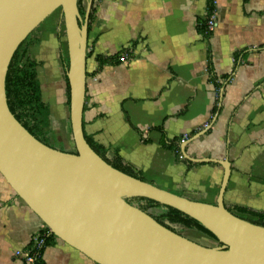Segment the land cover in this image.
Masks as SVG:
<instances>
[{
	"label": "crops",
	"instance_id": "obj_1",
	"mask_svg": "<svg viewBox=\"0 0 264 264\" xmlns=\"http://www.w3.org/2000/svg\"><path fill=\"white\" fill-rule=\"evenodd\" d=\"M209 1L93 2L84 133L145 181L209 204L224 176L215 161H229L226 206L264 211V0H212L207 34ZM62 33L61 22L40 27L29 52L54 143L70 144ZM185 135L188 156L208 161L176 158L169 144ZM44 226L0 173V264H22L16 251ZM42 261L96 264L58 239Z\"/></svg>",
	"mask_w": 264,
	"mask_h": 264
},
{
	"label": "water",
	"instance_id": "obj_2",
	"mask_svg": "<svg viewBox=\"0 0 264 264\" xmlns=\"http://www.w3.org/2000/svg\"><path fill=\"white\" fill-rule=\"evenodd\" d=\"M79 0H0V173L58 240L96 264H264V227L226 208L229 161L216 204L189 199L126 174L88 144L83 127L89 18ZM58 9L69 66V121L76 154L34 137L11 112L6 95L10 62L20 45ZM182 143V154L192 162ZM144 197L196 220L219 244L196 241L163 226L128 198Z\"/></svg>",
	"mask_w": 264,
	"mask_h": 264
},
{
	"label": "trees",
	"instance_id": "obj_3",
	"mask_svg": "<svg viewBox=\"0 0 264 264\" xmlns=\"http://www.w3.org/2000/svg\"><path fill=\"white\" fill-rule=\"evenodd\" d=\"M86 1L87 0H79L78 7L82 17L85 16L86 12ZM96 0H94L95 2ZM94 6V5H93ZM214 6L213 1L210 0L208 4V15L213 13ZM59 14L61 16V10L58 9L55 14ZM94 15V7H92V11L89 19V28L91 25V21L93 20ZM62 18V17H61ZM201 25V31L206 32V21ZM60 20L58 19V23ZM61 24L63 26L62 35L65 38V58L64 65L65 70H68L69 66V58L67 52V43H66V33L64 29V20L62 18ZM39 29V28H38ZM37 30H35L29 37L20 45V47L15 52L7 73L6 78V95L7 102L11 112L14 114L16 119L39 141L42 143L58 148L60 150L65 149V142L54 143V134L51 125V111L47 103H45L43 99V93L41 88V83L38 77V67L40 66V62L35 60L30 55V47L39 42V39L36 37ZM101 60V59H100ZM101 62H104L102 59ZM67 79V108L69 112V85H68V77ZM68 134L72 139L71 129H70V121H68ZM85 138L90 145V147L107 163H109L114 168L134 176L136 178L144 180L140 175L136 174L130 167L124 165L121 162L119 157L111 159L107 155V149L98 145L94 142V140L85 134ZM73 141V140H72ZM181 142L173 141L169 144V148L176 153V158H179V155L182 153L181 151ZM69 148V152L76 154V149L74 148V143ZM190 166L193 163L187 162ZM195 165V164H194ZM145 181V180H144ZM127 202L137 207L138 209L148 213L152 216L156 221H158L163 226L173 230L177 233H182L183 230L194 231L216 244H219L216 237L207 229H205L202 225H200L196 220L191 218L190 216L182 213L179 210H176L171 207H166L161 205L160 203L153 201L144 197H132L128 198ZM226 208L232 212L234 215L245 219L253 224L263 226L264 227V211H258L255 209H251L248 207H230L226 206ZM37 234H40L41 237L44 238V247L40 251L41 257L38 259L36 264H44L42 261L43 253L46 247L52 246L56 243L57 238L50 233L49 228L44 226Z\"/></svg>",
	"mask_w": 264,
	"mask_h": 264
},
{
	"label": "built area",
	"instance_id": "obj_4",
	"mask_svg": "<svg viewBox=\"0 0 264 264\" xmlns=\"http://www.w3.org/2000/svg\"><path fill=\"white\" fill-rule=\"evenodd\" d=\"M216 27V20L214 17V12L209 16L206 21V33L209 34L214 31ZM126 56V55H125ZM125 56L121 58V61H125ZM188 135H185L181 139V144L188 140ZM179 159L184 160V156L181 153L179 155ZM44 247V238L40 236V234H36L33 239L31 246L25 250H18L16 251L17 257L22 260V264H36L38 259L41 257L40 251Z\"/></svg>",
	"mask_w": 264,
	"mask_h": 264
},
{
	"label": "rangeland",
	"instance_id": "obj_5",
	"mask_svg": "<svg viewBox=\"0 0 264 264\" xmlns=\"http://www.w3.org/2000/svg\"><path fill=\"white\" fill-rule=\"evenodd\" d=\"M58 19L62 20L61 16L57 13V14H53L52 16H50L40 27L42 28H49L50 26H52L53 22H56V24L58 23ZM39 27V28H40ZM62 28V27H61ZM70 137V136H69ZM71 139V138H70ZM73 145V141L71 139V142L70 144L67 143L66 144V147L69 149V148H72L71 146ZM182 233L191 238V239H194L196 241H199V242H202L204 244H209V245H216V243H214L213 241H211L210 239L194 232V231H190V230H183Z\"/></svg>",
	"mask_w": 264,
	"mask_h": 264
}]
</instances>
